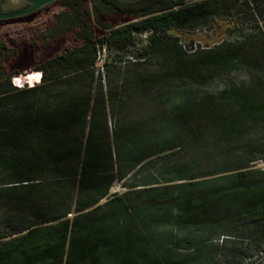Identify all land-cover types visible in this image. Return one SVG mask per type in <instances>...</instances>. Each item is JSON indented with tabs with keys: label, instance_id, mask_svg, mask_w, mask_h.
<instances>
[{
	"label": "trees",
	"instance_id": "16d2710c",
	"mask_svg": "<svg viewBox=\"0 0 264 264\" xmlns=\"http://www.w3.org/2000/svg\"><path fill=\"white\" fill-rule=\"evenodd\" d=\"M86 2L92 3L95 16L120 14L131 20L99 36L80 35L79 45L43 60L33 67L36 72L13 78L15 86L41 83L40 88L72 74L78 78L83 69L94 65L98 48L127 52L135 44L134 34L149 33L150 41L158 42L166 33L192 27L188 24L196 21L233 13L255 21L264 12V0H200L190 4L183 0H59L55 4L66 12H76ZM54 17L60 19L63 14ZM30 22L4 21L0 29ZM256 35L264 42V30L258 27ZM16 71L0 77V91L6 95L18 92L9 80L18 74ZM95 97L98 101L103 95ZM244 111L247 120H257L264 113V103L248 104L233 116L241 117ZM228 115L205 116L196 108L181 115L179 127L166 116L158 141L144 120L137 142L131 135L123 136L127 142L121 143L88 140L78 143L75 150L73 141L68 144L72 149L65 152L60 151L57 141L45 153L33 148L29 153L11 151L0 157V166L12 170L20 180L18 196L0 206V264H247L245 260L264 247V176L261 170L250 168L254 160L232 166L220 162L203 174L196 168L197 158H190L184 166L186 178L177 183H129L124 192L110 195L111 176L105 174L118 165L122 181L149 158L176 148H192L193 137L214 132ZM61 116L70 117L67 107L62 111L58 106L39 109L30 116L32 122L26 129L58 139L61 129L54 121ZM17 120L0 117V146L11 145ZM102 199L105 201L98 204ZM153 223L178 230L219 227L225 233L220 236L246 239L247 243L224 240L219 244L214 241L217 236L211 241L213 245H208L170 234L155 235L150 230ZM183 249L189 254H183Z\"/></svg>",
	"mask_w": 264,
	"mask_h": 264
},
{
	"label": "rangeland",
	"instance_id": "374dc122",
	"mask_svg": "<svg viewBox=\"0 0 264 264\" xmlns=\"http://www.w3.org/2000/svg\"><path fill=\"white\" fill-rule=\"evenodd\" d=\"M195 1L200 0H186L185 4ZM7 6L5 0L3 7ZM59 13L63 17L56 19ZM130 20L120 14L95 16L91 2L76 12H66L55 3L44 7L23 20L31 21L28 25L0 29V77L4 79L18 70L9 80L19 91L13 78L36 72L33 67L43 60L79 45L80 35L99 36ZM188 25L192 27L172 30L158 42L150 41L149 33L134 34L135 44L127 52L98 48L94 65L83 69L78 78L72 74L38 88L39 83L27 93L14 91L6 95L0 91V117H28L39 109L57 107L70 95L96 96L102 90L106 97L114 96V101L138 108L148 122L145 126L155 131L152 135L158 141L166 116L179 127L181 115L196 108L205 116L229 114L214 132L192 136L194 147L176 148L149 158L122 181L115 165L112 172L105 173L107 178L111 176L108 194H120L126 185L135 182L140 186L177 183L186 178L184 166L190 158H197L196 168L203 174L220 162L232 166L251 159L250 168L261 170L264 176V113L254 121L247 120L245 111L241 117L233 116L248 104L264 103V42L256 39L258 27L264 30V12L255 21L233 13ZM109 127L113 128L111 118ZM11 151V145L0 146V157ZM19 181L12 170L0 166V206L18 196ZM1 222L0 215V232ZM150 230L155 235L170 234L208 245L225 234L219 227L178 230L160 223L151 224ZM182 252L189 254L187 249Z\"/></svg>",
	"mask_w": 264,
	"mask_h": 264
},
{
	"label": "crops",
	"instance_id": "0c3cea01",
	"mask_svg": "<svg viewBox=\"0 0 264 264\" xmlns=\"http://www.w3.org/2000/svg\"><path fill=\"white\" fill-rule=\"evenodd\" d=\"M36 85L19 88L18 93L33 91L32 89H35ZM98 94L103 95L102 99L98 101L93 94H74L60 100L58 107L61 111L67 107L70 117L61 116L60 120L54 121L61 129L58 139H54L53 135L30 133L26 129L32 122L29 119L30 116H24L15 121L14 126L17 131L12 135V152L29 153L34 148L45 153L52 150V144L57 141L60 143V151L66 152L72 149L68 144H72L73 141L76 150L78 143L83 145L88 140L99 144L105 141H109L110 144L121 143L122 137L128 135L132 136V141L137 142L138 128L143 127V113L136 107L132 108L133 106H128V104L124 105L114 101V96L106 97L102 90ZM110 118L113 121L112 129L109 127ZM123 142H127L126 139ZM0 143H3L1 139ZM122 149L126 150L127 148L123 147ZM135 183L138 184V182Z\"/></svg>",
	"mask_w": 264,
	"mask_h": 264
},
{
	"label": "water",
	"instance_id": "95a60500",
	"mask_svg": "<svg viewBox=\"0 0 264 264\" xmlns=\"http://www.w3.org/2000/svg\"><path fill=\"white\" fill-rule=\"evenodd\" d=\"M26 4V7L14 13H0V20L13 19L16 17L26 16L37 12L38 10L52 5L59 0H20Z\"/></svg>",
	"mask_w": 264,
	"mask_h": 264
},
{
	"label": "built area",
	"instance_id": "2783aa9c",
	"mask_svg": "<svg viewBox=\"0 0 264 264\" xmlns=\"http://www.w3.org/2000/svg\"><path fill=\"white\" fill-rule=\"evenodd\" d=\"M175 1V0H171ZM184 2L186 0H183ZM41 74L38 72V82H40ZM224 240H239L243 244L247 243L246 239H239L234 237H228V236H219L217 239H215V242H218L219 244L222 243ZM245 263L247 264H264V247L254 251L246 260Z\"/></svg>",
	"mask_w": 264,
	"mask_h": 264
},
{
	"label": "flooded vegetation",
	"instance_id": "af4514ba",
	"mask_svg": "<svg viewBox=\"0 0 264 264\" xmlns=\"http://www.w3.org/2000/svg\"><path fill=\"white\" fill-rule=\"evenodd\" d=\"M4 3H5V0H0V13H14V12L20 11L26 7V4L20 0H8V6L7 7H3ZM37 12H34V13L26 15V16L16 17L13 19L0 20V22L9 21V20H24V19L29 18L30 16L36 14Z\"/></svg>",
	"mask_w": 264,
	"mask_h": 264
}]
</instances>
